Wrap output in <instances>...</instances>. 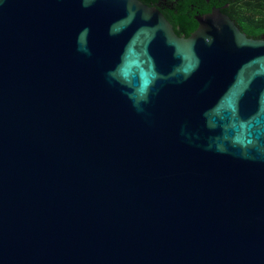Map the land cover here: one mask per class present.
I'll use <instances>...</instances> for the list:
<instances>
[{
  "label": "water",
  "instance_id": "obj_1",
  "mask_svg": "<svg viewBox=\"0 0 264 264\" xmlns=\"http://www.w3.org/2000/svg\"><path fill=\"white\" fill-rule=\"evenodd\" d=\"M195 20L0 0V264H264V39Z\"/></svg>",
  "mask_w": 264,
  "mask_h": 264
},
{
  "label": "trees",
  "instance_id": "obj_2",
  "mask_svg": "<svg viewBox=\"0 0 264 264\" xmlns=\"http://www.w3.org/2000/svg\"><path fill=\"white\" fill-rule=\"evenodd\" d=\"M156 6L173 25L180 37H189L198 27L196 15L209 13L213 7L235 21L249 38L264 39V0H140ZM228 5L226 8H223Z\"/></svg>",
  "mask_w": 264,
  "mask_h": 264
}]
</instances>
